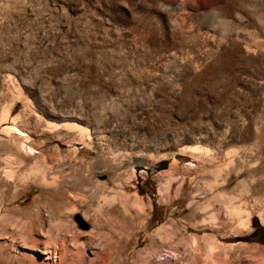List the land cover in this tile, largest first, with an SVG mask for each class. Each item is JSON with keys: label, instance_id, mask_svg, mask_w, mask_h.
I'll use <instances>...</instances> for the list:
<instances>
[{"label": "rangeland", "instance_id": "1", "mask_svg": "<svg viewBox=\"0 0 264 264\" xmlns=\"http://www.w3.org/2000/svg\"><path fill=\"white\" fill-rule=\"evenodd\" d=\"M217 175L252 216L212 249ZM263 216L264 0H0V264H264Z\"/></svg>", "mask_w": 264, "mask_h": 264}, {"label": "crops", "instance_id": "2", "mask_svg": "<svg viewBox=\"0 0 264 264\" xmlns=\"http://www.w3.org/2000/svg\"><path fill=\"white\" fill-rule=\"evenodd\" d=\"M246 180V178H231V176L222 175L207 176L199 179L200 184L203 185L202 189H191L189 196H192L186 201L185 207L191 210L190 216L194 223L211 228L203 231L205 241L208 243L206 247L215 249L221 246L223 234L236 238L250 232L249 220L252 213H250L247 200L241 199L245 197L246 190L242 186L246 184ZM187 211V209H182L184 214L178 217L180 221L186 219ZM233 212L237 215H233ZM218 223L224 225L225 228L218 227ZM261 223L263 224L262 221ZM164 224V226L157 224L151 231L152 239L157 245L166 241L168 245L180 251L188 246L192 247L195 241L187 245L181 243V239L184 241L185 238L181 230L183 224L177 221L175 215H168ZM255 242L239 240L231 244L247 249Z\"/></svg>", "mask_w": 264, "mask_h": 264}, {"label": "trees", "instance_id": "3", "mask_svg": "<svg viewBox=\"0 0 264 264\" xmlns=\"http://www.w3.org/2000/svg\"><path fill=\"white\" fill-rule=\"evenodd\" d=\"M166 163H167V160H162V162H161L162 165H165ZM153 202H155L154 197H153ZM251 224L253 225V232H252V234L256 232V229L258 227L261 228L259 225H257L254 217L252 218Z\"/></svg>", "mask_w": 264, "mask_h": 264}, {"label": "bare ground", "instance_id": "4", "mask_svg": "<svg viewBox=\"0 0 264 264\" xmlns=\"http://www.w3.org/2000/svg\"><path fill=\"white\" fill-rule=\"evenodd\" d=\"M172 0H167V2H171ZM224 28H226V27H224ZM229 30V29H228ZM227 30V31H228ZM231 30V29H230ZM232 31V30H231ZM246 220V219H245ZM241 221V220H240ZM246 223H247V221H245ZM242 223H244V222H242ZM263 223H264V216H263ZM247 225V224H246ZM49 252V251H48Z\"/></svg>", "mask_w": 264, "mask_h": 264}, {"label": "water", "instance_id": "5", "mask_svg": "<svg viewBox=\"0 0 264 264\" xmlns=\"http://www.w3.org/2000/svg\"><path fill=\"white\" fill-rule=\"evenodd\" d=\"M174 149H175V147H171L169 150H170V151H173Z\"/></svg>", "mask_w": 264, "mask_h": 264}]
</instances>
